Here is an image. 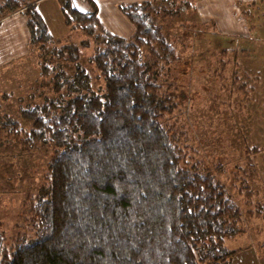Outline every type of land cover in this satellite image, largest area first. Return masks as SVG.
Returning a JSON list of instances; mask_svg holds the SVG:
<instances>
[{"label": "trees", "instance_id": "16d2710c", "mask_svg": "<svg viewBox=\"0 0 264 264\" xmlns=\"http://www.w3.org/2000/svg\"><path fill=\"white\" fill-rule=\"evenodd\" d=\"M39 1L0 0V20L26 14L42 84L54 91L21 111L25 144L55 148L31 210L35 235L7 243L0 234V264H233L239 251L225 242L242 232V213L217 177L224 169L193 164L186 132L169 122L179 57L157 18L192 2L119 4L135 29L125 38L104 25L95 0H58L66 25L92 38L62 44ZM92 40L89 70L78 63ZM1 121L24 130L5 113Z\"/></svg>", "mask_w": 264, "mask_h": 264}, {"label": "rangeland", "instance_id": "374dc122", "mask_svg": "<svg viewBox=\"0 0 264 264\" xmlns=\"http://www.w3.org/2000/svg\"><path fill=\"white\" fill-rule=\"evenodd\" d=\"M100 1L112 3L117 13L113 22L120 33L107 25L111 32L131 37L134 32L124 29L134 26L118 4L144 0ZM188 1L193 7L157 18L179 57L173 69L178 106L169 122L186 132L195 149L193 164L224 169L217 177L242 213V232L226 238V247L264 252V0ZM77 6L89 8L81 1ZM37 9L55 41L92 39L66 25L58 0H40ZM35 48L25 13L0 20V117L5 113L24 129H6L0 122V234L7 243L35 235L31 210L49 185L48 163L55 153L52 145L25 144L31 124L21 111L54 97L51 86L42 84ZM94 50L92 40L78 65L91 70Z\"/></svg>", "mask_w": 264, "mask_h": 264}, {"label": "crops", "instance_id": "0c3cea01", "mask_svg": "<svg viewBox=\"0 0 264 264\" xmlns=\"http://www.w3.org/2000/svg\"><path fill=\"white\" fill-rule=\"evenodd\" d=\"M95 1L100 8V18H101L102 22L104 23V25L106 27L108 25L112 28V30H116L119 32V28L115 27L114 22H113L114 19L116 20V16H117L114 14H117V13L112 12V9L110 8L112 3L111 4H103L100 0H95ZM104 10H105V12H104ZM124 30H126L128 32L131 31L132 33L134 32V29L132 27L130 28L128 25H127L126 29H124ZM238 251L239 252L234 257L233 264H264V252L261 251L260 249H240Z\"/></svg>", "mask_w": 264, "mask_h": 264}]
</instances>
